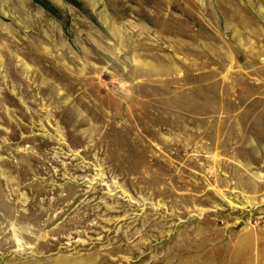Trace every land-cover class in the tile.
<instances>
[{"label": "rangeland", "instance_id": "374dc122", "mask_svg": "<svg viewBox=\"0 0 264 264\" xmlns=\"http://www.w3.org/2000/svg\"><path fill=\"white\" fill-rule=\"evenodd\" d=\"M0 264H264V0H0Z\"/></svg>", "mask_w": 264, "mask_h": 264}]
</instances>
